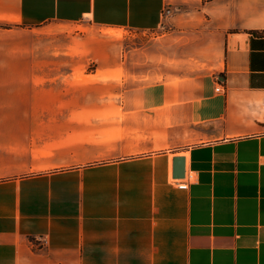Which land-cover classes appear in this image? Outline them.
I'll list each match as a JSON object with an SVG mask.
<instances>
[{"label": "crops", "instance_id": "0c3cea01", "mask_svg": "<svg viewBox=\"0 0 264 264\" xmlns=\"http://www.w3.org/2000/svg\"><path fill=\"white\" fill-rule=\"evenodd\" d=\"M0 264H264V0H0Z\"/></svg>", "mask_w": 264, "mask_h": 264}, {"label": "rangeland", "instance_id": "374dc122", "mask_svg": "<svg viewBox=\"0 0 264 264\" xmlns=\"http://www.w3.org/2000/svg\"><path fill=\"white\" fill-rule=\"evenodd\" d=\"M171 29L172 23L170 21V18L166 17L161 26L153 30L135 28H106L105 30L94 28L93 30L97 32L95 34L109 37V39L113 42V46L122 51L124 49L146 46L150 44V41L153 37L161 35L162 33L167 32ZM85 33H88V31H85Z\"/></svg>", "mask_w": 264, "mask_h": 264}, {"label": "water", "instance_id": "95a60500", "mask_svg": "<svg viewBox=\"0 0 264 264\" xmlns=\"http://www.w3.org/2000/svg\"><path fill=\"white\" fill-rule=\"evenodd\" d=\"M186 175V158L185 156H177L174 159V176L184 177Z\"/></svg>", "mask_w": 264, "mask_h": 264}, {"label": "built area", "instance_id": "2783aa9c", "mask_svg": "<svg viewBox=\"0 0 264 264\" xmlns=\"http://www.w3.org/2000/svg\"><path fill=\"white\" fill-rule=\"evenodd\" d=\"M170 12H171V9L169 7H166L164 9V15H168ZM217 90H222V86L217 87ZM192 178H193L192 174L188 175V179L183 180L182 183H180V187L187 188Z\"/></svg>", "mask_w": 264, "mask_h": 264}, {"label": "bare ground", "instance_id": "6f19581e", "mask_svg": "<svg viewBox=\"0 0 264 264\" xmlns=\"http://www.w3.org/2000/svg\"><path fill=\"white\" fill-rule=\"evenodd\" d=\"M79 76V75H78ZM81 76V75H80ZM85 76V75H84ZM90 77V76H89ZM81 78H82V76H81Z\"/></svg>", "mask_w": 264, "mask_h": 264}]
</instances>
